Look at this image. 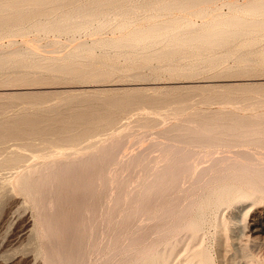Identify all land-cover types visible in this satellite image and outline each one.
Returning <instances> with one entry per match:
<instances>
[{
  "label": "bare ground",
  "instance_id": "1",
  "mask_svg": "<svg viewBox=\"0 0 264 264\" xmlns=\"http://www.w3.org/2000/svg\"><path fill=\"white\" fill-rule=\"evenodd\" d=\"M209 1L213 0H0V37L9 36V41L13 44L17 41V35L25 36L30 30H36L45 36L50 33L60 37L67 35L72 46L60 55H46L49 52H40L37 38H31L33 43H30L26 36L21 41V47L16 46V42V49L15 46L10 49V46V51H4V44H0V68L38 67L51 72L53 70L93 77L109 72L108 69L94 67L87 60L97 49L101 50L105 59L127 54V59L133 61L134 69L150 59L170 58L172 60L165 62V65L169 64L170 69L179 74L184 73L183 75L191 74L192 70L201 66L221 65L225 62L223 60L231 55L233 58L234 54L236 69H248L254 64L264 66L263 46L262 50L258 49L261 52L257 57L251 54V50H244L246 45L250 47L258 44L264 37V0H247L246 3L242 1L243 4L233 0L226 2L229 6L227 13L218 10L221 6H215L217 1L213 4L214 8L210 7L212 9L208 8L209 5L203 7L202 4ZM226 3L224 1V5ZM138 7L151 13L148 14L150 26L131 27L134 18L131 15L136 13ZM197 7L200 8L196 10ZM190 9L194 12L193 16L198 14L197 17H207L202 25L192 17ZM177 11L182 14L183 11L186 12V16L174 14ZM187 11L191 16L187 15ZM118 12L124 15L118 25L121 33L112 37L100 34L110 24V16ZM182 19L186 20L180 25L178 23L170 32L159 33ZM168 21L170 24H166ZM90 30L100 35L94 36L92 40L77 39L78 33ZM54 43L60 47L63 42L61 38H55ZM158 43L162 46L156 47ZM52 51L55 52L51 50V54ZM59 52L60 50L57 53ZM178 56L182 59L187 56V60L191 56L188 67L183 65L185 67L180 68L178 65L183 64L180 60L181 64L178 62V65H173L176 62L173 59L177 60ZM191 58L195 61L192 62ZM105 64L111 69L106 62ZM225 64L222 63V68ZM166 67L169 68L167 65ZM230 89L248 93L253 91L260 95V99H264V85H245ZM231 92L229 90L222 96L215 94L212 99L233 100L236 96L231 95ZM179 95L176 91H170L160 97L149 98L142 92L126 89L119 94L90 100L83 94L70 93L63 98L66 108L57 105L36 107L32 112L23 111L8 118L1 117L0 144L11 138L44 137L53 146H75L93 132L112 125L121 111L140 103L159 106L171 101L186 100V95ZM255 96L257 95L249 93L243 98ZM34 99L36 104L42 102L41 96ZM195 116L197 123H173L162 131L168 141L162 143L159 153L166 151L165 161L181 165L172 167L169 162L168 166L155 168L151 180L141 189L147 195L146 201L137 203L134 209L131 207L128 222L118 232L107 231L108 240L113 238L111 247L110 244L108 246L111 251L107 254L99 253L103 240L96 233L97 217L87 200L72 203L73 211L70 213H73L74 218L70 222L66 223L59 214L51 217L50 213L57 206L55 196L58 194L87 195L95 192L98 188L95 181L81 179L104 178L105 167H99V164H110L118 160L124 147L121 138L97 140L88 146L96 147L95 151L86 150L83 153L77 148H72L70 152L54 149L43 161L31 166L28 164V167L17 172L16 179L22 186L35 187V201L40 210L38 236L45 237L47 244L46 247L40 246L39 254L48 264H91L97 253L101 255V259H97L101 261L99 264H216L211 247L204 240V234L211 227L217 228L219 250L224 256L227 254L232 245L229 243V227L227 228L228 222L222 215L223 210L237 203L264 199V117L252 119L251 116L226 108L212 109L204 114L196 112ZM48 134L55 136L47 137ZM60 152L64 154L62 158H58ZM129 157L127 162L130 163L144 159L142 152H134ZM22 161L23 156L17 152L12 157L0 159V162L19 167ZM195 163L200 166L196 167ZM192 174H195L194 184L196 187L198 184L199 188L200 181L205 178L209 182H224L206 189V180V185H201L203 188L198 194L199 198L189 194L188 199L184 198V203L168 206L164 204L156 212L158 200L177 191L185 177ZM64 184L67 189L61 187ZM148 199L150 202H147ZM62 214L67 216L66 213ZM145 217L153 222L148 229L138 224ZM134 226L135 229L131 230ZM206 236L208 237L207 234ZM246 247L241 245V250L244 251ZM247 256L243 264H264V257L251 254Z\"/></svg>",
  "mask_w": 264,
  "mask_h": 264
},
{
  "label": "rangeland",
  "instance_id": "2",
  "mask_svg": "<svg viewBox=\"0 0 264 264\" xmlns=\"http://www.w3.org/2000/svg\"><path fill=\"white\" fill-rule=\"evenodd\" d=\"M215 1H217V5L215 6H221L218 10L220 9V11L223 10L221 12L227 13L229 12V6L226 2L237 1L236 3L243 4L241 3L242 1L246 3L250 0H220V2H218L219 0H213L202 5L203 7L209 5L208 8H214L213 4H215ZM224 1L226 3L225 5ZM221 2L223 3L221 4ZM210 3H212L211 5L213 6H211ZM199 8L197 7L196 10ZM190 10L192 17L197 20L196 22L202 25L207 17H197L198 14L193 16L194 12L192 9ZM180 12L181 11L178 13L177 11L176 13L174 12V14L178 13L179 15L186 16V12L183 11V14ZM191 13L188 15L187 11L188 16H191ZM148 14L151 15V13H149V11L147 12L144 8H136V13L131 15L134 17L131 27H135L133 25L144 28L150 26V16ZM123 16L124 15L119 12L112 14L110 16V24L100 34L106 37L120 34L121 30L118 25L122 21ZM185 20L186 19L175 21V25L164 28L159 33L170 32L173 27L177 26L178 23V25L182 24ZM166 24H170V22L168 21ZM94 33L95 32L92 30L81 31L76 37L79 40H90L94 38V36L100 35L99 33ZM26 36L30 39V43H33V38H37L38 41L36 40V43L40 44L39 48L42 49H40V52L43 54L44 52H49L46 53V55H60L70 50L72 47L71 42L69 44L70 40L67 35L60 37L59 35L50 33L45 36L43 33L36 30H30L25 36L17 35L15 37L17 40L16 42H18H15L17 44L16 46L21 47L23 45L21 41H23ZM31 38L33 40H31ZM55 38H61L63 42L62 46L57 47L58 45L54 43ZM263 38L260 39L261 41L259 40L258 44H253V46L250 45V47L246 45L244 50H251V54L257 57L261 52H258V49L262 50L264 47V43H262L264 42ZM9 39L11 38L7 35L0 37V44H4L2 46L5 47V49H3L4 51L6 49L8 50L10 46L12 47L10 49H13L15 46V43L12 44ZM159 44L161 43H158L156 47L162 46ZM156 47L154 46V48ZM54 48L59 49L60 52L57 53L59 50L57 51ZM151 49L153 50V47ZM51 50H55V52L52 51L51 54ZM125 55L122 54L117 57L112 56L105 59L102 56L101 50L97 49L93 56L87 60L91 61L94 67L108 69L109 72L93 77L79 76L53 70L51 72L38 67L26 69V67L21 66H9L0 68V118H8L23 111L32 112L36 107L57 105L58 107L66 108L67 105L63 103V98L70 93L83 94L85 98L88 97L90 100H97L98 98H104L108 95L119 94L126 89L142 92L143 95L149 98L160 97L170 91H176L177 94H180L179 96L186 95V100L184 101H171L168 104L159 106H154L149 103H140L125 111H121L118 113L112 125L93 132L87 139L81 140L75 144V146L70 144L53 146L47 143L44 137L11 138L1 143L0 159L12 157L16 155L17 152L23 156V164L21 163V167H19L0 162V264H48L45 258L39 254L40 246L46 247L47 244L45 237L40 238V236H38L37 228L39 226L40 210L35 201V198H37L35 187L28 188L22 186L17 181L16 175L22 171L24 167H28V164L31 166L43 161L45 159L44 157L54 151V149L65 152L69 150L68 152H70L72 148H77L80 150V153H83V151L87 152L88 150L95 151L96 147L91 148L88 146L97 140L121 138L124 141V147L121 150L122 152H120L118 160L110 164H105V162L99 164V167H105L103 169L104 178L90 177L89 179H81V181H95L98 187L95 192L87 195L69 193L58 194L55 196L57 206L50 213L51 217H57L59 214L61 219H65L66 223L70 222L74 218L73 213H70L73 211L72 203L78 204L82 202V200H87L89 206L94 209L97 217L96 233H98L97 235L101 236L103 240V245L99 253L102 252L107 254L111 251L108 246L110 244L111 247V243L113 242V238L111 241L108 240L107 231H109V233L118 232L121 226L128 222V217L132 208L134 209L137 203L140 204L146 201L145 196L147 195H144L141 189L151 180L154 173L153 171L156 170L155 168L168 166L169 162V166L172 167H179L181 165L180 163L165 161L167 159L166 151L159 153V148L162 143L168 141L162 133L165 128L173 123L184 121L190 124L197 123V121H195L196 112L204 114L216 108H226L234 112H239L242 115L251 116L250 118L252 119L264 117V99H260L258 93L253 91L249 92L257 96L244 99L243 96L245 94L249 95L248 92L230 89L231 87H241L245 85L251 87L264 85V66L260 64H254L248 67V69H236L237 67L235 64L237 60L235 59L236 54H234L233 58L231 57L233 55H231L229 56V58L231 57L230 59L227 57L226 60H223L226 62V64L222 62L223 65L225 64L223 68L222 63L221 65L217 64V66H201V68H198L199 70H195L196 72L192 70L191 74L186 73L183 75L184 73L179 74L177 71L170 69L169 64H166L169 68L166 67L165 62L167 63L168 60L171 61L172 59L170 58L160 60L150 59L145 61L138 69H134L132 68L133 61L129 58L127 59V54ZM179 57L180 56L176 58L177 60L173 59L176 61L174 63L172 62L173 65H178L180 62H183L182 65L178 66L184 68L187 65L188 67V64L191 63L189 59L191 56L188 58L189 61L187 60V56H184L183 59ZM192 60L193 58H191V61ZM105 62L111 69L106 66ZM162 62L165 66L160 65ZM227 64L230 65L228 66ZM75 77L77 78L75 79ZM229 90L232 91L230 93L231 95L234 97L236 96L235 99L230 101L212 99L213 95H226ZM37 96L42 97V102L40 104H36L35 102L34 98ZM54 136V134L47 135V137L51 138ZM134 152H142L144 159L132 163L127 162L130 158L129 156ZM60 153H58V158H62L64 155ZM163 157H165V159ZM161 161L163 163H161ZM194 165H196V167L197 165L200 166L199 163H195ZM194 177L195 174L186 176L177 191L164 199L158 200L159 205L155 208V211L157 212L160 207L162 208L175 203L179 204V202L184 203V200L186 198L188 199L190 196L197 198L200 190H202L201 188H203L201 185L204 184L203 186H205L208 178L203 179L205 181H200L201 188H199L198 184L197 187L194 184ZM221 182L223 183L224 180H210V182L208 181L207 183L210 185L209 187L206 185V189ZM61 187L64 189L68 188L66 184L61 185ZM194 194H197V196ZM254 201L241 202L239 203L240 205L237 203L238 205L234 204L231 205L232 207L228 206L230 208L226 207L224 209L225 211L223 210L222 215L228 222L227 228L229 227V243L232 245L229 246L225 256L219 250L217 228L211 227L204 234L205 243L211 247L210 249L212 250L216 264H243L248 258V254L254 255L255 257H264V199H254ZM147 202H150V200L148 199ZM61 212L66 213L67 216L64 217ZM76 214L80 215V213L77 212ZM152 223V220L145 217L141 218L138 224L148 229L151 227ZM133 228L135 229V226L132 227L131 230H134ZM241 245L247 246L244 250L245 252L241 250ZM231 247H233L235 252ZM99 253L94 256L91 264H99L100 260L97 261V259H101L99 258V256L101 257ZM231 259L234 260L232 261Z\"/></svg>",
  "mask_w": 264,
  "mask_h": 264
}]
</instances>
